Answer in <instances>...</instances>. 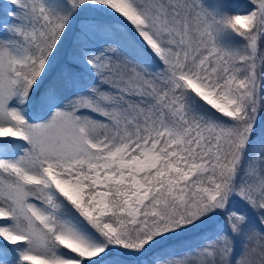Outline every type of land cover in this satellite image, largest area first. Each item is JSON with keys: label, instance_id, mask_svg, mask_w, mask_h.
Returning <instances> with one entry per match:
<instances>
[{"label": "snow or ice", "instance_id": "1", "mask_svg": "<svg viewBox=\"0 0 264 264\" xmlns=\"http://www.w3.org/2000/svg\"><path fill=\"white\" fill-rule=\"evenodd\" d=\"M0 264H264V0H0Z\"/></svg>", "mask_w": 264, "mask_h": 264}]
</instances>
